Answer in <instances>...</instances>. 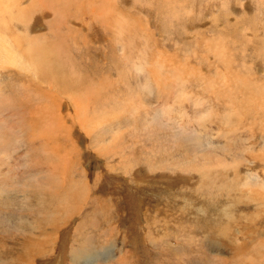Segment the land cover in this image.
<instances>
[{"label": "rangeland", "instance_id": "1", "mask_svg": "<svg viewBox=\"0 0 264 264\" xmlns=\"http://www.w3.org/2000/svg\"><path fill=\"white\" fill-rule=\"evenodd\" d=\"M14 5L0 264H264V0Z\"/></svg>", "mask_w": 264, "mask_h": 264}, {"label": "bare ground", "instance_id": "2", "mask_svg": "<svg viewBox=\"0 0 264 264\" xmlns=\"http://www.w3.org/2000/svg\"><path fill=\"white\" fill-rule=\"evenodd\" d=\"M14 1H15V3H17V0H10V1H7V0H3L2 2H0L1 4H0V13H2V12H4L5 14H8V16L10 15H12L13 14V11H15V8L18 6H15L14 4ZM89 1V0H88ZM22 3V2H21ZM81 3V2H80ZM20 4V3H19ZM75 3H73L72 5H74ZM89 4V3H88ZM23 5V4H22ZM46 5V4H45ZM40 7H42V6H40ZM69 7V6H68ZM25 8H27L26 6H25ZM52 8V7H51ZM77 9H79L78 7H76ZM81 8V7H80ZM64 9V8H63ZM63 9H62V11H63ZM69 9V8H68ZM57 10V9H56ZM61 10V9H60ZM60 10H58L59 11V13H60ZM95 10V9H94ZM24 11V10H23ZM25 11H27V10H25ZM24 11V12H25ZM53 11V10H52ZM58 11H57V13L56 14H59L58 13ZM84 11V10H83ZM20 12V11H19ZM45 12V11H44ZM76 12V11H75ZM97 12V11H96ZM4 13H2V15L4 14ZM80 13V12H79ZM81 13H83V12H81ZM85 13V12H84ZM42 14V13H41ZM60 14H62V12L60 13ZM59 14V15H60ZM70 15H72L71 13H70ZM69 15V16H70ZM5 16V15H4ZM48 16V15H47ZM53 16V15H52ZM57 16V15H56ZM68 16V17H69ZM83 16H84V14H83ZM94 16V15H93ZM60 17V16H59ZM62 17V16H61ZM64 17V16H63ZM71 17H73L74 18V15L73 16H71ZM70 17V18H71ZM76 17H78V15L76 16ZM75 17V18H76ZM5 19H6V17H4ZM15 18H17V15H16V17ZM26 18V17H25ZM66 18V17H65ZM73 18H71V20L73 19ZM9 19V18H8ZM57 19H59V18H57ZM61 19V18H60ZM69 19V18H68ZM90 19V18H89ZM15 19L14 18H12V21H14ZM25 20V19H24ZM77 20H79V19H76V21ZM7 21V20H6ZM5 21V22H6ZM18 21V20H17ZM20 21V20H19ZM55 22V21H54ZM84 22V21H83ZM7 23V22H6ZM74 23V22H73ZM79 23V22H78ZM85 24H86V22H84ZM26 24H27V22H26ZM77 24V23H76ZM90 24V23H89ZM89 24L87 23V26H89ZM0 25H1V22H0ZM7 25V24H6ZM59 25V24H58ZM80 25V24H79ZM53 26H54V24H53ZM91 26V25H90ZM7 27V26H6ZM21 27V26H20ZM92 27V26H91ZM11 28V27H10ZM22 28V27H21ZM87 28V27H86ZM8 29H9V26H8ZM91 30V29H90ZM93 31V30H92ZM20 32H22L21 30H20ZM1 37H4V38H6L7 39V34L5 35L4 33H2L1 31H0V64L2 63V64H8V65H10L9 67H16V68H18L19 70H21V71H25V70H27L28 68H29V66H28V64L26 63V61H23V57H21V55H19V53H18V51L15 49V47L14 48H10V47H8V46H6V45H4V42H3V39L1 38ZM35 38H36V36H35ZM86 38V37H85ZM45 39V38H44ZM8 40V39H7ZM37 41H39V40H37ZM8 42H9V40H8ZM36 44V43H35ZM39 44V43H38ZM32 45V44H31ZM51 47V46H50ZM60 51V50H59ZM33 52V51H32ZM35 56V55H34ZM52 56V55H51ZM53 57H54V55H53ZM50 59V58H49ZM53 59V58H52ZM54 60V59H53ZM33 61V60H32ZM29 63V62H28ZM67 63V62H66ZM39 64V63H38ZM68 64H70L69 62H68ZM71 65V64H70ZM71 67V66H70ZM6 68V67H5ZM41 70H45V68H43V69H41ZM31 72V71H30ZM68 72V71H67ZM35 73V72H34ZM35 75H37V73L35 74ZM52 76V75H51ZM62 76V75H61ZM66 77V76H65ZM64 77V78H65ZM85 77V76H84ZM35 78V77H34ZM67 78V77H66ZM74 78H76V77H74ZM69 79V78H68ZM84 79H86V78H84ZM78 80V79H77ZM37 81V80H36ZM71 81H72V78H71ZM35 82V81H34ZM74 82H75V79H74ZM80 82V81H79ZM51 83V82H50ZM74 86V85H73ZM77 87V86H76ZM99 88V87H98ZM64 89V88H63ZM79 90V89H78ZM98 91V90H97ZM87 93V92H86ZM94 93H96V92H93V91H89L88 92V94H90V95H93ZM88 94H87V96H88ZM98 94V93H97ZM89 97V96H88ZM101 97V95H99L98 97H97V99L98 98H100ZM90 99V98H89ZM61 103V102H60ZM259 103V102H258ZM48 104V103H47ZM53 104V103H52ZM70 105V104H69ZM72 105H73V108H77V109H79V108H85V107H83L81 104H80V102H78V100L76 101V102H73L72 103ZM84 105V104H83ZM257 106V105H256ZM263 106V105H262ZM70 107V106H69ZM67 108V107H66ZM89 108V107H88ZM61 109H62V105L60 106V111H61ZM76 109V110H77ZM82 109H79V111L82 113V111H81ZM59 111V112H60ZM73 111V110H72ZM62 112V111H61ZM84 112V111H83ZM76 113V112H75ZM77 113H79V112H77ZM61 114V113H60ZM83 115V114H82ZM60 117V116H59ZM80 117V116H79ZM64 118V117H63ZM76 118V117H75ZM45 119H47V118H45ZM62 119V118H61ZM60 119V120H61ZM81 119V118H80ZM231 119V118H230ZM63 120V119H62ZM83 121H78L77 122V124H76V127H81L82 128V131H83V128H84V125H83ZM66 127V126H65ZM59 129V128H58ZM229 131V130H228ZM41 138V137H40ZM112 148V147H111ZM107 149V150H106ZM106 149L105 150H103V151H101L100 153L102 154L103 152V156H107V154L108 155H110V153H111V150H110V147H106ZM106 151V152H105ZM63 154V153H62ZM111 156V155H110ZM108 157V156H107ZM114 157V156H113ZM71 162V161H70ZM111 177H112V180L118 185L121 181H122V179L120 178V177H118V176H113V175H111ZM127 181V180H126ZM126 183V182H125ZM128 183V182H127ZM137 183H138V185L140 186V190H136V193H138V192H142L143 190H144V188H145V186H144V183L143 182H140V180H138L137 181ZM128 186V184L126 185V187ZM102 187V189L104 188V190H110V189H112V187L107 183V180H106V177H104V179H103V185L101 186ZM46 188V187H45ZM107 188H110V189H107ZM113 190V189H112ZM75 192V191H74ZM130 197V196H129ZM77 205V204H76ZM78 208V207H77ZM120 258V257H119Z\"/></svg>", "mask_w": 264, "mask_h": 264}]
</instances>
